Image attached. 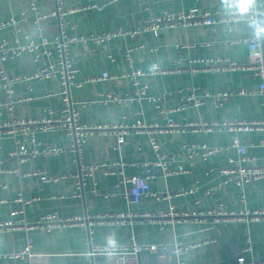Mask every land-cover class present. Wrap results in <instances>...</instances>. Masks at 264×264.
Segmentation results:
<instances>
[{"label": "crops", "instance_id": "crops-1", "mask_svg": "<svg viewBox=\"0 0 264 264\" xmlns=\"http://www.w3.org/2000/svg\"><path fill=\"white\" fill-rule=\"evenodd\" d=\"M87 3H97L98 8L75 10L64 17H48L43 20L44 32L51 39L57 37L63 28L69 36L90 35L107 30L131 29L146 17L164 11L197 8L199 11L247 6V0H62L66 8ZM42 11L57 6V0H38ZM260 26H264V0H256ZM260 13L262 18L260 19ZM16 17L17 25L0 31V38L11 44L38 40L39 34L28 0H0V18ZM25 18V19H24ZM63 23V25H61ZM253 35L252 27L245 20L230 24L162 26L157 33L144 31L138 36L120 35L100 44L72 42L69 59L77 68L71 96L84 123L119 124L134 122L139 118L148 122L164 124L169 116L182 125L191 122L232 121L236 119L264 120V92L258 91L262 78L250 70L231 69L222 71L199 70L192 72L191 59L201 57H225L242 64L249 62L248 39ZM264 53V39H262ZM141 45V46H140ZM133 47V65L126 58V51ZM50 53L40 58L33 51H24L7 59V71L13 75H25L44 67L50 61L59 59L55 43L48 44ZM155 62L169 68L165 73L146 75L141 78L147 84V93L159 97L165 93L181 91L194 86L220 90L248 89L246 94L234 93L221 103L206 99L200 105L187 104L169 111L179 101L169 95L164 100L100 101L104 93L111 90L125 98L132 95V81L127 77L106 78L86 81L89 76L104 71L122 74L133 67L150 69ZM175 67L183 70L177 71ZM13 98L30 97L18 101L13 110L0 107V122L14 117H39L52 108L55 116H65L58 78L23 80L14 84ZM6 92L0 88V101ZM158 104L165 107L162 111ZM238 134L247 146L249 160L246 165L264 166V130L232 131L225 127L212 129L185 127L165 133H156L163 150L173 158L171 166L180 164L189 171L164 176L151 163L156 153L149 141V133L132 131L123 145L117 144L112 129L95 130L86 135L84 161L100 166L85 178L82 195H75L78 180L75 173L80 165L71 152V139L67 130L56 128L39 130L36 137L45 144H56L66 149L58 155H37L19 165L27 173L33 169L48 173L67 171L73 173L59 181H42L32 174L17 176L0 173V220L22 218L30 222L40 219L49 212L62 217H89L74 225L54 228L51 231L35 229L33 250L50 254L51 264H106L104 254H91L92 245H125L132 237L142 244H156V251L144 250L140 259L143 264H237V257L245 254L247 259L264 260V218L256 219L245 213L260 208L264 203V177L239 185L225 182L228 175L222 171L231 158L238 159L236 149H229L206 158L189 156L186 145L192 143L209 146H229L233 136ZM23 138L24 136L21 135ZM12 135L0 140V168L15 167L17 162L8 156L14 148ZM125 162L128 175L145 174L156 169V175L149 179L151 188L162 195L143 196L139 203L133 202L130 184L117 185L119 175L107 173L115 162ZM106 168V169H105ZM19 191L33 200L26 206L25 213L13 216L15 198ZM186 191L183 194H175ZM174 205L179 211L196 213L174 223L150 222L147 217L135 214L168 211ZM223 209L227 214L209 213ZM125 215L123 218L98 215ZM28 232L23 228H0V253L21 251L26 244ZM181 245L176 250L177 244ZM165 245L167 248H163ZM250 246L248 251H242ZM0 264H30L27 256L2 257Z\"/></svg>", "mask_w": 264, "mask_h": 264}, {"label": "built area", "instance_id": "built-area-1", "mask_svg": "<svg viewBox=\"0 0 264 264\" xmlns=\"http://www.w3.org/2000/svg\"><path fill=\"white\" fill-rule=\"evenodd\" d=\"M250 4L247 6H240L237 8L220 9L217 11H199L197 8L181 9L178 11H164L159 14H153L139 23H137L131 29H117L107 30L102 33H95L90 35H73L69 36L65 33L64 29H61L60 34L51 39L44 32L43 20L48 17H64L67 13L75 10H91L98 8L97 3H87L78 7L66 8L62 5V0H57V6L55 9L50 11H42L38 4V0H28L29 9L32 12L36 28L38 30V40H28L27 42L21 43L18 41L17 44H11L9 40L0 38V88L6 92L4 100L0 101V107H6L9 111H12L15 104L18 101L27 100L30 97H22L18 100L13 98L14 84L23 80L43 79V78H58L61 83V95L64 103L63 111L66 113L65 116H55L52 108L46 109L39 117H14L5 122H0V140L6 137V135H12L15 140V146L8 151V156L17 162L15 167H1L0 173L15 174L22 176L24 174H32L39 177L42 181H59L61 179L72 176L73 173L67 171L58 173H48L45 170L33 169L27 173H24L19 165L31 160L37 155L52 156L66 152V149L56 144H45L39 141L36 137V132L39 130H51L56 128H62L67 130L70 135L71 145L70 151L73 152L75 159L80 165V171L74 174L78 177L76 188L74 189L75 195H82L83 185L85 178L91 175L100 166H108L106 164H87L85 163L84 157V143L86 135L95 130H109L112 129L117 136V144L123 145L126 142V136L132 132H147L149 133V141L152 145L153 150L156 153V159L152 161V167L159 169L164 176H169L175 173L188 172L189 170L184 165H179L174 168L171 166L173 158L169 156L162 148L160 142L156 138V133H165L167 131L175 129H183L190 127L193 129L206 128L212 129L213 127H225L232 131H251V130H264V120H247V119H236L232 121H213L209 122H191L185 125L177 122L173 117L169 116L164 124L158 122H148L145 119L139 118L134 122L123 121L119 124H108V123H84L79 120V111L75 106V103L71 96V86L73 84H79L80 82L75 81V75L77 68L69 59V46L72 42H88L91 41L95 44H100L105 41L115 39L120 35L138 36L144 31H153L155 33L162 26H176V25H216L219 23L230 24L236 20H245L253 29V35L248 39V53L249 62L247 64L239 63L236 60L225 58V57H201L191 59L192 64L189 69L192 72L199 70L209 71H222L231 69H245L252 71L255 75L262 78V82L258 88V91L264 92V53L262 39L257 38V29L260 27L258 9L256 6V0H247ZM25 19V18H24ZM18 19L14 16L9 18H0V31L8 26L17 25ZM63 25V23H61ZM55 43L57 51L59 53V59L56 61L48 62L44 67L37 69L32 73L25 75H13L7 71V59L11 56L19 55L24 51H33L36 53V57L40 58L44 55H48L50 50L48 44ZM141 46V45H140ZM134 48L129 47L126 51V58L133 65V52ZM169 68L155 62L150 69H143L140 67H133L129 71H125L122 74L110 73L104 71L100 75L89 76L85 80H97L120 77H127L132 81V95L122 98L114 94L113 91L109 90L104 93V97L100 101H118L124 102L125 100H134L146 98L148 100H164L167 96L172 95L178 98L179 103L175 107L167 108L169 111L179 110L187 104L200 105L206 99H212L217 103H221L229 98L234 93L246 94L251 92L248 89L240 88L237 90H220L211 88L191 87L181 91H171L165 93L159 97L150 95L147 93L148 85L143 83L141 78L146 75H155L158 73H165ZM175 70H183L180 67H175ZM158 107L162 111H167L164 106L158 104ZM21 135L24 137L22 138ZM189 156L201 155L206 158L210 155L216 154L229 149H236L239 157L231 158L230 164L222 169L228 177L225 182H236L239 185L248 181H254L264 177V166L246 165L250 158L248 156L247 146L242 143L238 134L233 136L231 145L229 146H209L207 144L192 143L186 145ZM116 167H108L107 173L118 174L119 180L117 185L121 184L130 186V195L133 202L139 203L143 196H170L172 194H160L153 191L149 182L151 177L156 175V169L149 170L145 174H133L128 175L124 171L125 162H115ZM106 169V168H105ZM186 191H178L175 194H183ZM32 198H28L22 191H19L16 198V206L12 210L11 214L17 216L24 214L26 206L32 201ZM209 213L227 214L226 210L218 209L210 211ZM196 213H190L188 211H179L174 205H171L168 211H160L156 214L144 213L135 214L138 217H147L150 222L159 220L161 224L174 223L187 219L188 217L196 216ZM100 218L109 217L116 218L119 216L123 218L125 215L119 214H102L98 215ZM245 216L251 218H264V203L263 205L253 210L252 212L245 213ZM89 217L73 216V217H62L57 212H49L40 217L39 220L30 222L24 217L13 218L8 220H0V228L12 227V228H23L28 232L27 241L25 247L21 251L12 252L10 254L0 253V259L2 257H23L27 256L30 260V264H51L50 254L36 252L33 250V237L31 232L35 229H43L45 231H51L54 228L64 227L67 225H74L81 221H89ZM264 246V241H263ZM177 249H181V245H176ZM159 248L156 244H142L138 242L135 237H132L130 243L125 245H92L91 254H104L106 257V264H143L140 255L144 250L156 251ZM163 248H167L163 245ZM250 246H245L242 251H248ZM177 264H189L187 261H179ZM200 264H212V263H200ZM237 264H264V260L247 259L245 254H241L237 257Z\"/></svg>", "mask_w": 264, "mask_h": 264}, {"label": "clouds", "instance_id": "clouds-1", "mask_svg": "<svg viewBox=\"0 0 264 264\" xmlns=\"http://www.w3.org/2000/svg\"><path fill=\"white\" fill-rule=\"evenodd\" d=\"M257 38L264 39V26H260L257 29Z\"/></svg>", "mask_w": 264, "mask_h": 264}, {"label": "water", "instance_id": "water-1", "mask_svg": "<svg viewBox=\"0 0 264 264\" xmlns=\"http://www.w3.org/2000/svg\"><path fill=\"white\" fill-rule=\"evenodd\" d=\"M262 15H263V14H262V13H260V19L262 18Z\"/></svg>", "mask_w": 264, "mask_h": 264}]
</instances>
